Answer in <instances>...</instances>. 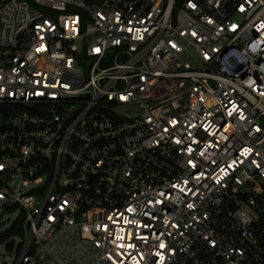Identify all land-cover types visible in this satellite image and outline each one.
<instances>
[{
  "label": "built area",
  "instance_id": "2783aa9c",
  "mask_svg": "<svg viewBox=\"0 0 264 264\" xmlns=\"http://www.w3.org/2000/svg\"><path fill=\"white\" fill-rule=\"evenodd\" d=\"M12 212V264H264V0H0Z\"/></svg>",
  "mask_w": 264,
  "mask_h": 264
},
{
  "label": "rangeland",
  "instance_id": "374dc122",
  "mask_svg": "<svg viewBox=\"0 0 264 264\" xmlns=\"http://www.w3.org/2000/svg\"><path fill=\"white\" fill-rule=\"evenodd\" d=\"M16 215V212H12L10 214H0V237L10 228L11 223L15 219ZM19 242L20 237L16 235H10L5 239L0 238V264H12L17 254L16 245Z\"/></svg>",
  "mask_w": 264,
  "mask_h": 264
},
{
  "label": "trees",
  "instance_id": "16d2710c",
  "mask_svg": "<svg viewBox=\"0 0 264 264\" xmlns=\"http://www.w3.org/2000/svg\"><path fill=\"white\" fill-rule=\"evenodd\" d=\"M12 234H18V235L22 234L21 227L18 226V228L16 230L6 231L3 235H1L0 238L1 239H5V238L9 237Z\"/></svg>",
  "mask_w": 264,
  "mask_h": 264
}]
</instances>
